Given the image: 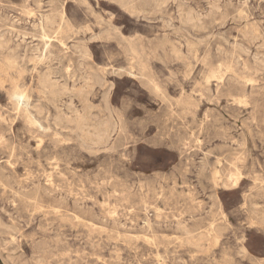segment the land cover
Segmentation results:
<instances>
[{
	"label": "rangeland",
	"instance_id": "374dc122",
	"mask_svg": "<svg viewBox=\"0 0 264 264\" xmlns=\"http://www.w3.org/2000/svg\"><path fill=\"white\" fill-rule=\"evenodd\" d=\"M122 1L0 0V264H264V0Z\"/></svg>",
	"mask_w": 264,
	"mask_h": 264
},
{
	"label": "bare ground",
	"instance_id": "6f19581e",
	"mask_svg": "<svg viewBox=\"0 0 264 264\" xmlns=\"http://www.w3.org/2000/svg\"><path fill=\"white\" fill-rule=\"evenodd\" d=\"M118 3L123 5V1L122 0H117ZM63 19L62 17V13H61V20ZM49 23H54L55 20L52 18H48L47 20ZM59 26V25H58ZM63 42V41H62ZM3 80V79H2ZM9 81V80H8ZM14 81V82H13ZM11 82V89L8 91V96L10 98V100L13 103V106L16 110H21V109H25L28 105V103L26 101H23V99L25 98V93H24V89L22 90L19 86V84L13 80ZM1 82V81H0ZM43 82L45 83V85H47L48 87H53L55 86L54 83H52L51 79L46 76L43 80ZM1 85V83H0ZM85 88V87H84ZM26 91V90H25ZM80 91V90H79ZM80 128V127H79ZM46 177V176H45Z\"/></svg>",
	"mask_w": 264,
	"mask_h": 264
}]
</instances>
